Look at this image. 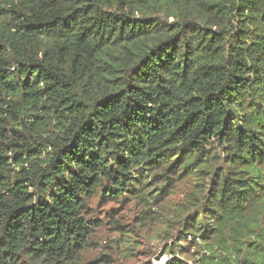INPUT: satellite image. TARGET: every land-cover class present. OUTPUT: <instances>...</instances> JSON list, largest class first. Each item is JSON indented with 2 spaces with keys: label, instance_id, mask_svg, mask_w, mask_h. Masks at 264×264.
I'll use <instances>...</instances> for the list:
<instances>
[{
  "label": "trees",
  "instance_id": "1",
  "mask_svg": "<svg viewBox=\"0 0 264 264\" xmlns=\"http://www.w3.org/2000/svg\"><path fill=\"white\" fill-rule=\"evenodd\" d=\"M178 181L198 264H264V0H0V264H97L89 199Z\"/></svg>",
  "mask_w": 264,
  "mask_h": 264
},
{
  "label": "rangeland",
  "instance_id": "2",
  "mask_svg": "<svg viewBox=\"0 0 264 264\" xmlns=\"http://www.w3.org/2000/svg\"><path fill=\"white\" fill-rule=\"evenodd\" d=\"M168 190L163 197H156L154 192L149 196L146 192L144 197L127 195L116 200L100 195L91 197L87 219L91 221L93 231L84 261H99L97 264H198L193 245L181 242L182 217L194 208L191 203H196L188 196L191 188L178 181ZM166 227L170 229L166 231ZM178 244L183 247H177Z\"/></svg>",
  "mask_w": 264,
  "mask_h": 264
}]
</instances>
